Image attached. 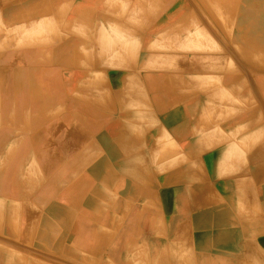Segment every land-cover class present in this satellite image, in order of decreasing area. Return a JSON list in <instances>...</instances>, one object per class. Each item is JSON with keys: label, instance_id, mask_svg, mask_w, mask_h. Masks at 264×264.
Wrapping results in <instances>:
<instances>
[{"label": "crops", "instance_id": "0c3cea01", "mask_svg": "<svg viewBox=\"0 0 264 264\" xmlns=\"http://www.w3.org/2000/svg\"><path fill=\"white\" fill-rule=\"evenodd\" d=\"M0 264H264V0H0Z\"/></svg>", "mask_w": 264, "mask_h": 264}, {"label": "bare ground", "instance_id": "6f19581e", "mask_svg": "<svg viewBox=\"0 0 264 264\" xmlns=\"http://www.w3.org/2000/svg\"><path fill=\"white\" fill-rule=\"evenodd\" d=\"M191 4V3H190ZM201 28V27H200ZM199 29V28H198ZM140 67V66H139ZM193 100V99H192ZM197 100V99H196ZM197 105V104H196ZM233 198V197H232ZM230 201H232V200H230ZM260 242H261V240H260ZM262 243H263V241H262ZM263 245V244H262ZM263 250V249H262ZM195 256V255H194Z\"/></svg>", "mask_w": 264, "mask_h": 264}]
</instances>
